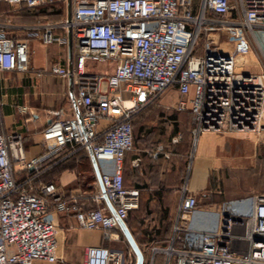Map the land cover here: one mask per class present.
Here are the masks:
<instances>
[{"label":"built area","instance_id":"built-area-1","mask_svg":"<svg viewBox=\"0 0 264 264\" xmlns=\"http://www.w3.org/2000/svg\"><path fill=\"white\" fill-rule=\"evenodd\" d=\"M3 1L27 7L59 2L64 10L69 7V17L38 21L27 33L45 44L64 42L66 33L72 37L73 68L53 62L48 70L70 77L75 113L58 117L61 111H52L57 117L42 131L47 152L29 159L20 135L8 139L0 121V264L57 260V228L45 218L51 210L72 213L78 227L101 229L103 238H117L110 230L119 228L139 199L137 188L124 186L121 171L124 152L133 145L132 115L139 104L154 100L168 86L175 85L181 96L176 108L187 107L193 114L194 140L202 131L264 126V49L255 33L264 29V0ZM56 27L64 33L56 35ZM223 39L231 44L227 51L220 48ZM250 53L259 70L238 71L237 56L244 58V65ZM87 61H112L113 70L91 72ZM27 62L26 37L9 35L0 25V71L22 72ZM101 82L107 92L100 90ZM102 118L108 123L98 129ZM65 146L72 152L85 149L97 162L111 164L99 167L100 188L91 196L94 206L64 197L52 181L32 182L41 164ZM13 161L32 173L16 179ZM138 162V157L132 159L134 166ZM182 193L166 244L152 245V258L160 253L163 264H264V193L250 196L246 211L235 213L232 200L219 204L220 219L210 230L188 224L198 201L186 185ZM233 224L242 226L248 243L242 252L229 245ZM83 264H126V259L121 250L87 245Z\"/></svg>","mask_w":264,"mask_h":264},{"label":"crops","instance_id":"crops-1","mask_svg":"<svg viewBox=\"0 0 264 264\" xmlns=\"http://www.w3.org/2000/svg\"><path fill=\"white\" fill-rule=\"evenodd\" d=\"M57 9L67 15V9L64 10L62 4H58ZM32 25L27 23L22 27H15L18 30L12 29L7 32L9 35L26 37L31 65L33 68L46 66V72L37 69L29 74L18 71H0L1 127L7 135L14 133L20 135L26 159L46 154L47 146L42 138V131L51 120L57 117L52 111L60 110L58 117H67L75 113L72 102L75 86L70 77L53 75L48 70L53 62L68 69L73 68L75 61L73 39L69 33H66L64 42H56L62 44L57 59L53 61L52 52L48 54L44 49L43 56L37 62L32 52V44L36 39L43 48V42L38 36L28 35L27 30ZM245 57L250 61L253 59V54H247ZM238 58L242 57H237V61ZM91 63L86 62V68L91 72L108 74L113 70L112 61L97 62L95 70H91ZM31 75L37 76L33 85L29 84ZM100 90L107 92L105 82H101ZM174 93L172 89L166 88L157 96L158 99L139 104L132 115V149L125 153L122 162L124 186L139 190L138 206L128 212L123 223L141 253V264H163V255L157 253L152 258L150 247L152 245L161 246L162 242L167 240L176 207L184 195L183 185L187 186L189 192L196 195L198 201L188 224L202 230H210L217 225L220 219L217 207L219 204L232 200L235 213L246 211L250 201L240 204L237 200L241 201L253 194L262 193L251 192L247 195L224 199L213 194L212 190L218 188V183L224 179V167L229 171L233 170L232 174H236V170L247 164L255 163L257 158L264 161V145L260 148L248 149V153L243 154L241 152L239 154L237 152L235 154L226 153L217 146L238 131L200 132L194 140V136L191 135L194 125L193 114L187 107L176 108ZM161 122L165 124L168 133L173 132V125L178 127V131L169 138L167 136L164 140L162 138L158 140L160 130L158 125ZM107 123L108 120L102 118L98 121L97 128H103ZM134 124L140 126L139 134L135 139L133 138ZM201 136L205 138L202 139ZM156 151L157 153L154 154ZM136 157L139 158V162L134 166L132 159ZM100 165L110 166L111 164L106 161L97 162L85 149L72 152L70 146H65L41 164L40 172L36 175L32 174V182L37 185L40 182L52 181L64 197H76L84 201L86 206H94L95 203L91 200V196L100 188ZM58 166H63V168L55 175H51ZM31 173L32 170L24 168L22 163L17 161L13 163V174L16 179L22 180L25 175ZM210 174H213L212 178ZM216 193H221V191L217 190ZM164 210L167 213L165 218L162 217ZM45 218L54 222L57 228V260L53 262L36 260L34 264H83L85 246L104 245L113 249L117 247L124 252L123 244L127 246V256L130 252L133 255L134 259L131 264H136V252L120 225L118 232L121 240H114L103 238L101 229L78 227L73 214L69 212L51 210ZM165 222L168 223L167 226ZM242 232L241 225H231L229 245L235 252L247 249L248 243L243 238ZM73 254H80L76 257V261Z\"/></svg>","mask_w":264,"mask_h":264},{"label":"rangeland","instance_id":"rangeland-1","mask_svg":"<svg viewBox=\"0 0 264 264\" xmlns=\"http://www.w3.org/2000/svg\"><path fill=\"white\" fill-rule=\"evenodd\" d=\"M59 2H54V3H41L37 6L34 7H27L23 3H9L3 0H0V25H4L7 30H12L15 29V27H22L23 25L27 23L35 24L38 21L40 22H45V21H57L65 16V12H59V9H57ZM18 30V29H15ZM56 35H60L64 33V30L56 27L54 30ZM255 33L257 35V38L262 45L264 49V29H256ZM224 40V41H223ZM220 43V48L223 51H227L230 47L231 44L223 39ZM62 44L56 43L55 41L44 44L43 43V48L38 44L37 40L34 39V42L32 44V52L34 55V58L37 62L40 61V58L43 56L44 49H46L47 53L51 54L52 52V60H56L58 56V52L61 49ZM255 47V46H254ZM50 61V60H49ZM48 61V62H49ZM92 62V61H90ZM98 64L97 62H92L91 63V70H95V68ZM259 64L254 63V62H246L244 65H240L238 67V71L240 72H254L258 71ZM257 67V68H256ZM34 69H37L38 71L46 72L47 67L45 66H39V68H33L30 62V58H28L27 62V69L25 71H22L23 74H29L31 73ZM37 76L31 75L29 77V84L33 85L35 82V78ZM32 78V79H31ZM40 78V77H38ZM52 80H50V83ZM50 86V85H49ZM167 88L172 89L175 91L174 93V100L175 103L180 100L181 96L178 94L176 86L175 85H170ZM192 93L191 91L189 94L186 96L187 98L191 96ZM157 98V97H156ZM154 98V100H156ZM158 99V98H157ZM177 105V104H176ZM133 124V121H132ZM160 130H159V136L158 140L162 138V140L168 138L172 135L175 134L178 131V127L173 125L174 129L173 132L168 133L166 131L165 124L163 122L160 123ZM139 125H133V138L135 139L136 136L139 134ZM172 127V128H173ZM207 131H212V130H207ZM206 131V132H207ZM225 131L226 133L230 132H235L238 131L237 133H234V136L229 137L226 139L224 142L219 143L217 145L219 148L223 149L226 151V153L230 152L231 154H235L237 152L238 154L241 152L242 154L247 152L248 149H254L262 147L264 145V126L258 130H221V131H213L217 133H223ZM205 132V131H202ZM238 134V135H236ZM7 135V134H6ZM191 135H193L191 133ZM8 139L11 138V134L7 135ZM200 138H205V137H200ZM199 138V139H200ZM256 143H254V141ZM202 142V140H201ZM256 144V145H255ZM192 148H194V145H192ZM15 163V161H13ZM224 179L223 181L218 183V188L213 189L212 191L214 192L213 194L216 195L217 197L224 199V198H229L233 196H239V195H247L251 192H262L264 193V161L261 160V158H257L255 163H250L247 164L243 167H241L239 170H236V174H232L234 171H229L226 167H224ZM210 178L213 177V174L209 175ZM214 184V183H213ZM217 190H220L221 193H216ZM231 190V192H230ZM249 202V198H245L244 200H237L238 203L243 204L244 202ZM111 232H116L117 233V238L114 240H121L120 233L118 232V229L114 228L110 230ZM122 249H124L125 252V259H126V264H131L133 261V255L130 252V255L127 256V246L125 244L122 245ZM120 248V247H119ZM117 249V247H116ZM121 250V249H117ZM122 251V250H121ZM123 252V253H124ZM74 255V260L76 261V257H78L80 254H73Z\"/></svg>","mask_w":264,"mask_h":264},{"label":"water","instance_id":"water-1","mask_svg":"<svg viewBox=\"0 0 264 264\" xmlns=\"http://www.w3.org/2000/svg\"><path fill=\"white\" fill-rule=\"evenodd\" d=\"M69 15H70V10H69V7H68V9H67V17H69ZM237 57H240V56H237ZM119 225L123 228V231H124V234H125L126 238L129 240V242L131 243V245L133 246V248H134V250L136 252V255H137L136 264H141L142 256H141V253L138 250V248L135 246L134 241L132 239V236L130 235L129 231L124 227L123 221H120Z\"/></svg>","mask_w":264,"mask_h":264},{"label":"trees","instance_id":"trees-1","mask_svg":"<svg viewBox=\"0 0 264 264\" xmlns=\"http://www.w3.org/2000/svg\"><path fill=\"white\" fill-rule=\"evenodd\" d=\"M132 121V120H131ZM132 141H133V139H132ZM133 143V142H132ZM127 151H129V150H127ZM127 151H125L124 152V157H125V153L127 152ZM124 157H123V160H124ZM123 162V161H122ZM63 168V166H58V167H56L54 170H53V172H52V174L51 175H55L56 173H58L59 171H60V169H62ZM51 177V176H50ZM166 211L164 210L163 212H162V217L163 218H165L166 217ZM165 224H166V226L168 225V223L167 222H165ZM167 239V238H166ZM166 241L167 240H164L163 242H162V244L161 245H164V244H166Z\"/></svg>","mask_w":264,"mask_h":264},{"label":"bare ground","instance_id":"bare-ground-1","mask_svg":"<svg viewBox=\"0 0 264 264\" xmlns=\"http://www.w3.org/2000/svg\"><path fill=\"white\" fill-rule=\"evenodd\" d=\"M243 61H244V58H240V59L238 58V61H237V58H236V65H241ZM126 104H130V102L126 101ZM113 236H115V235H113Z\"/></svg>","mask_w":264,"mask_h":264}]
</instances>
